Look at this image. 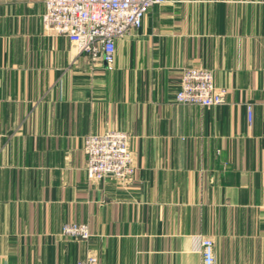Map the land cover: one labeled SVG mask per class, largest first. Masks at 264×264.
<instances>
[{"label":"crops","instance_id":"crops-1","mask_svg":"<svg viewBox=\"0 0 264 264\" xmlns=\"http://www.w3.org/2000/svg\"><path fill=\"white\" fill-rule=\"evenodd\" d=\"M45 1L0 0V264H204L203 238L215 264H264V0L154 6L112 67L49 34ZM192 68L222 106L175 102ZM113 130L134 180L92 183L84 139Z\"/></svg>","mask_w":264,"mask_h":264},{"label":"built area","instance_id":"built-area-1","mask_svg":"<svg viewBox=\"0 0 264 264\" xmlns=\"http://www.w3.org/2000/svg\"><path fill=\"white\" fill-rule=\"evenodd\" d=\"M173 0H46L42 18L44 29L53 36L66 37L79 55L92 62L103 61L108 67L115 63L116 40L139 30L151 8ZM227 90L216 85L215 73L205 68L184 72L175 102L182 105L215 108L225 102ZM250 121L252 112L249 111ZM87 156L86 173L90 182L112 177L130 184L135 167L130 150V136L121 131L90 135L84 139ZM62 236L88 241L92 234L87 224L69 222ZM214 242L203 238L201 252L204 264H215ZM77 264H99L96 257Z\"/></svg>","mask_w":264,"mask_h":264}]
</instances>
